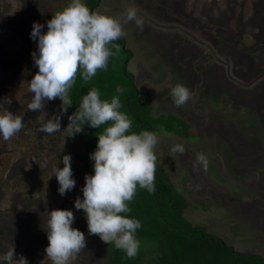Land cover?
I'll list each match as a JSON object with an SVG mask.
<instances>
[{
    "label": "rangeland",
    "instance_id": "obj_1",
    "mask_svg": "<svg viewBox=\"0 0 264 264\" xmlns=\"http://www.w3.org/2000/svg\"><path fill=\"white\" fill-rule=\"evenodd\" d=\"M77 2L0 0V264H107L109 234L128 237L88 191L64 114L55 69L69 82L75 56L104 38L83 32ZM96 13L126 36L153 114L194 124L141 143L187 198L186 218L264 256V0H101Z\"/></svg>",
    "mask_w": 264,
    "mask_h": 264
},
{
    "label": "trees",
    "instance_id": "obj_2",
    "mask_svg": "<svg viewBox=\"0 0 264 264\" xmlns=\"http://www.w3.org/2000/svg\"><path fill=\"white\" fill-rule=\"evenodd\" d=\"M77 1L83 32L98 27L104 38L75 56L80 67L73 69L69 82L60 67L55 70L69 134L80 140L88 191L114 208L128 233L123 239L109 234L104 242L107 264H264L263 255L239 251L186 218L187 198L158 152L141 143L160 128L194 135L193 122L174 112L153 114L128 69L133 52L126 36L111 35L113 22L98 20L101 0Z\"/></svg>",
    "mask_w": 264,
    "mask_h": 264
}]
</instances>
